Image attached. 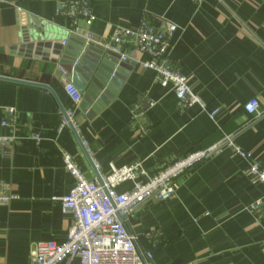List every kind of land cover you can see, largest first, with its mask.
Instances as JSON below:
<instances>
[{"label": "crops", "instance_id": "obj_1", "mask_svg": "<svg viewBox=\"0 0 264 264\" xmlns=\"http://www.w3.org/2000/svg\"><path fill=\"white\" fill-rule=\"evenodd\" d=\"M61 1L0 0V138L12 139L0 145V185L17 198L0 205V264H32L38 243L65 241L73 219L52 199L75 185L63 153L95 177L82 141L105 174L139 161L156 174L214 149L181 177L173 199L148 201L124 221L154 264H264V222L248 212L264 188L235 149L221 146L232 137L264 166V118L244 112L254 99L264 107V0H76L91 4V26L59 16ZM145 18L158 29L177 27L170 59L193 92L218 110L216 119L197 107L182 113L171 87H161L133 48L126 49L134 66L122 89L92 120L66 96L60 64L11 52L23 23L63 44L79 31L106 42L118 28L136 31ZM137 106L145 131L133 121ZM7 107L16 110L13 128L1 126ZM70 110L78 135L60 129L61 112Z\"/></svg>", "mask_w": 264, "mask_h": 264}, {"label": "built area", "instance_id": "obj_2", "mask_svg": "<svg viewBox=\"0 0 264 264\" xmlns=\"http://www.w3.org/2000/svg\"><path fill=\"white\" fill-rule=\"evenodd\" d=\"M189 1L202 3V0ZM58 15L74 23L83 21L86 26H91L95 21L88 1L63 0L59 4ZM176 30L177 27L171 23L162 29L155 28L145 18L136 31L116 29L112 37L104 42V47L121 56L122 62L129 60L126 49H135L146 57L142 66L155 72L161 87H171L182 113L197 107L201 113L214 120L218 110L210 109L193 92L185 76L170 59L172 38ZM63 45H66V42ZM60 72L66 96L79 105L83 94L74 85L65 68L60 66ZM244 112L254 121L264 118V107L257 99L247 103ZM3 113L1 126L13 128L16 110L7 107ZM61 114L60 129L70 128L78 135L75 111H62ZM144 119L145 112L140 106L135 107L133 121L141 124L143 131ZM33 139L38 141L39 137ZM10 142V138H0V145ZM82 145L96 175L88 179L70 155L62 154L65 169L74 179L75 185L68 195L55 197L52 201L60 203L64 212L72 216L73 224L64 242L38 243L32 255V264H154L152 252L139 246L138 237L130 232L121 217L133 215L148 201L167 202L173 199L181 177L209 157L214 149L193 153L156 174L149 172L144 161L120 168L111 167L110 172L105 174L87 143L82 141ZM221 146L235 149L236 154L247 163L252 180L264 188V166L257 163L250 153L236 147L232 137H226ZM126 184L130 185V188L119 192V188ZM15 199L17 198L9 194L6 186L0 185V205H8ZM248 212L264 222V198L251 205ZM262 252L264 253V246Z\"/></svg>", "mask_w": 264, "mask_h": 264}, {"label": "water", "instance_id": "obj_3", "mask_svg": "<svg viewBox=\"0 0 264 264\" xmlns=\"http://www.w3.org/2000/svg\"><path fill=\"white\" fill-rule=\"evenodd\" d=\"M21 28V43L12 47L11 52L28 59H44L65 68L83 94L80 110L89 120L115 100L134 66L132 62H122L121 56L104 47V41L94 39L85 32L71 35L63 45L55 43L52 35L35 25L23 23ZM125 218L121 217L122 220Z\"/></svg>", "mask_w": 264, "mask_h": 264}]
</instances>
